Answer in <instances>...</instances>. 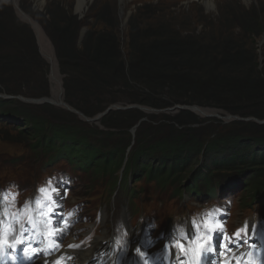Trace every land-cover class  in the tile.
Instances as JSON below:
<instances>
[{
  "label": "trees",
  "instance_id": "obj_1",
  "mask_svg": "<svg viewBox=\"0 0 264 264\" xmlns=\"http://www.w3.org/2000/svg\"><path fill=\"white\" fill-rule=\"evenodd\" d=\"M74 18L51 29V38L64 75L65 101L86 116L121 103L155 109L198 105L223 110V115L264 120V70L255 55L247 56L234 42L231 30L221 40L200 42L171 27L141 44L131 25L133 37L125 56L108 18H98L103 30H88L81 46L78 30L73 33L69 23ZM251 24L247 21L241 27L250 32ZM256 27L264 31V16L256 18ZM4 30L0 25L2 37ZM33 37L31 32V50L20 45L10 47L7 56L0 51V93L47 94L29 88L34 60L45 63ZM11 74L21 78L18 88L5 78ZM148 119L151 122L144 123ZM141 120L143 126L133 135L130 129ZM101 122L105 131L50 103L0 98V124L16 131L13 140L27 142L41 170L63 169L66 164L65 170L81 173L90 188L106 183L111 194L121 179V189L129 190L130 199L138 193L133 184L142 180L178 198L188 193L207 201L226 187L238 195L235 188L243 176L248 185L242 191L250 195H241L242 206L256 202L264 207L257 200L264 191V123L252 119L223 123L221 118H200L191 110L172 115L140 108L112 109ZM216 129L220 133L215 135ZM156 159L161 166L154 167Z\"/></svg>",
  "mask_w": 264,
  "mask_h": 264
},
{
  "label": "rangeland",
  "instance_id": "obj_2",
  "mask_svg": "<svg viewBox=\"0 0 264 264\" xmlns=\"http://www.w3.org/2000/svg\"><path fill=\"white\" fill-rule=\"evenodd\" d=\"M207 1L208 0H88L81 12L77 9V0H44V5L42 7L38 5L37 0H18V3L16 0H0V25L2 30L5 29L4 31L6 33V37L0 36L2 41L0 43L1 55L7 56L8 53L12 52L9 50L10 47L12 48L20 45L27 50H31L32 41L30 33L32 32L34 35L32 38L33 42H35L45 63L38 59L34 60L35 64H32L31 70H29L31 74L29 88L38 92H47L46 95L40 97H31L22 93L15 94L5 91L1 92L0 95L2 97L14 95L16 99H19L25 104L35 105L42 104L37 102L31 103L29 100L53 97L51 95V63L44 57L33 25L23 19V13L34 19V21L43 27L47 37L53 45L62 82V101L60 102H66L63 86L64 75L61 72L55 44L51 38V29L55 28V26L59 27L71 16L72 18L75 17V20L69 23L72 24L73 33H76L78 30L76 37L78 46H81L88 30L94 31L95 33L103 30L104 23L98 19L99 17L108 18L112 24L111 28L118 33L122 53L125 56L128 55L129 44L133 37V35L132 37L130 35L131 25L138 35V42L143 40V42H140L141 44L144 43V40L146 41L148 36H153V34L157 35L159 32H164L171 27L182 35L189 33V35L200 42L204 40H221L228 34L229 30H231L229 33L233 35L235 39L234 42L239 45L240 49L246 51L247 56H250L251 53L255 55V59L258 61V64H260L259 69L264 70V31L259 32L256 27V18L258 19L260 16H264V0H212L213 3L210 7H208ZM243 12H247V14ZM255 14H258V16L256 17ZM51 16L52 18L55 17V20H52ZM247 21L252 23L250 26L252 30L250 32H245L241 27V24ZM111 28H109V30H111ZM259 33L260 35H258ZM149 39L148 41H150ZM5 78L9 80L11 85H16L17 88L22 84L20 83L21 78L19 76L11 74L9 77L6 76ZM50 104L57 108L70 111L64 106L54 103ZM120 104L121 103H117V105ZM121 105L128 106L129 104ZM179 111L180 110H175L169 113L176 115ZM70 112L72 113L73 111ZM144 112L151 113L149 111ZM218 112L221 116H224L223 110H219ZM211 113L212 112H210V114ZM75 114H77L83 122L95 127L98 126L104 130L101 122L102 119L100 121L94 120L100 113L90 117L83 113L81 115L78 113ZM196 114H198L200 118H206L199 112ZM222 120L223 123L230 122L226 119ZM252 120L258 123L264 121L253 117ZM142 122L143 120L130 129L133 135L139 130V126ZM149 122L151 121L148 119V121L144 123L149 124ZM155 124L154 122V125ZM8 129L11 130L9 135L8 133H4L5 130L8 131ZM15 132L14 129L4 127L0 124V202L2 201L4 191L13 190L17 196V203L21 201L23 196L32 193L36 188H45L55 191V194L60 196L62 208L74 209L77 211L76 216L78 217L75 226L65 235L62 243L64 247L71 242V239L76 240L75 242H78L80 239V243L84 241L92 243L93 239L90 240V234L96 231V233H94L95 238L98 236L97 232H101L104 225L108 228V233L117 229L125 234V231L128 230L135 240L136 237L141 236L145 228H153L155 231L158 227L160 230L164 228L168 235H173V232L170 231L171 227V229H176L175 227H187L190 221L201 219L206 213L212 214L214 211L223 214L227 229L231 233L241 229L245 224L247 228L253 230L261 224V220H264V207L261 206V203L255 202V204L250 205V207L242 206L241 195L244 197L250 195V193L245 194L242 191V187L248 185V182L245 181L243 176L240 177L241 182L237 184L240 185V187L235 188V190H239L237 193L238 195H236L234 189L226 187L216 200L209 199L207 203L202 202L201 199L190 197L188 193H186L185 198L171 197L169 191L161 193L155 188L154 183L147 184L144 183L145 181L143 182V180L133 184L139 197L128 202L125 199L124 190L122 191L119 188L117 194L111 195L107 190L108 187L106 183L90 188L81 173L78 174L80 180L73 177V182L69 181L66 185L63 181H59L56 171H51L50 173L46 171V173H44L45 169L41 170L40 165L35 162L36 158L30 151L27 142L13 140L16 139ZM217 132L220 133L218 129H216L214 134L216 135ZM132 146L129 147L128 153L131 151ZM235 150L228 151V153H235ZM254 151L252 152H256L255 155L261 156V152L257 150ZM158 155L159 157L161 156V154ZM65 165L66 164L63 165V169H60V173L66 171ZM161 165L162 161L156 159L154 167H159ZM121 171L119 172V176ZM237 179L235 178V180ZM235 180H232L229 184H234L233 181ZM25 182L28 183L29 188L22 187V189H20L19 185L22 186V183ZM204 187L206 186L202 188ZM39 195L48 196L50 194L48 192L35 193L21 204L31 203ZM257 200H260L264 204V191L258 196ZM131 202H133V204H131ZM167 222L171 225L167 226ZM263 224L264 221L262 226ZM240 231H243V229Z\"/></svg>",
  "mask_w": 264,
  "mask_h": 264
},
{
  "label": "bare ground",
  "instance_id": "obj_3",
  "mask_svg": "<svg viewBox=\"0 0 264 264\" xmlns=\"http://www.w3.org/2000/svg\"><path fill=\"white\" fill-rule=\"evenodd\" d=\"M18 3V0H16ZM38 5L42 7L44 5V0H37ZM88 0H77V9L78 11H83L84 7L86 6ZM213 1L208 0L207 5L210 7L212 5ZM22 17L24 20L28 21L33 25V28L36 32L37 39L39 46L41 48V51L44 55V57L51 63L52 66V72H51V85H52V98L59 103L62 101V82H61V77L58 69V62L55 56L54 48L52 43L50 42L49 38L47 37L43 27L38 24L34 19L31 17L25 15L24 13L22 14ZM200 113L202 116H205L207 113L210 114V112L213 113V111H208L205 109L197 110L196 113ZM207 114V115H208ZM16 189V188H14ZM9 192H13V190H9ZM127 219L126 217H124ZM60 230L63 232L64 229L60 228ZM94 233H91L89 238H92L94 236ZM98 236L95 238L93 237V242H82L80 243V239L78 242H75L76 240L71 239V245L73 247H65L62 249V251L54 257L58 258L60 255L64 254V257H66V261L68 264H96L99 263L103 260H106L105 257L102 256L101 254V249H106L109 247V236H116L120 238V233L117 230H113L111 233H108V228L105 227V225L102 228L101 232H97ZM131 234V233H130ZM107 241V244L104 245V242ZM137 247L134 246L130 252L136 251ZM108 251V250H106ZM112 250H109V254L111 253ZM50 261V259L46 258H41L38 259L34 264H47Z\"/></svg>",
  "mask_w": 264,
  "mask_h": 264
},
{
  "label": "water",
  "instance_id": "obj_4",
  "mask_svg": "<svg viewBox=\"0 0 264 264\" xmlns=\"http://www.w3.org/2000/svg\"><path fill=\"white\" fill-rule=\"evenodd\" d=\"M83 37V35H82ZM82 37H81V40H82ZM0 97H2L0 95ZM5 98H16L15 96H4ZM29 102L31 103H54V104H58L60 106H64L66 107L68 110L70 111H73L75 113H78V114H82L81 112L77 111V110H74L71 108V106L67 103V102H60V103H57V101H55L53 98H42V99H36V100H29ZM128 108H140L141 110H144V111H149V112H172V111H175V110H191L192 112H196L197 110H201V109H205V110H208V111H213V113L211 114H206L205 117H218V118H221V119H226L228 121H233V120H251L252 118H247V119H244V118H241V117H238V116H233V115H230V114H226V116H221L219 114V110L218 109H214V108H210V107H201V106H198V105H176L174 107H170V108H166V109H155V108H150V107H144V106H139V105H129V106H122L121 104L120 105H112V106H109L104 112L100 113L96 119H94L95 121H100L107 113H109L112 109H128ZM84 116V115H83ZM88 120V119H87ZM93 120V119H92ZM259 123L263 124L264 121H260Z\"/></svg>",
  "mask_w": 264,
  "mask_h": 264
},
{
  "label": "snow or ice",
  "instance_id": "obj_5",
  "mask_svg": "<svg viewBox=\"0 0 264 264\" xmlns=\"http://www.w3.org/2000/svg\"><path fill=\"white\" fill-rule=\"evenodd\" d=\"M65 223H67V222L65 221ZM49 224H51V220H49ZM237 235H239V233H237ZM17 242L19 243L21 241L18 240ZM0 243H8V241H7L6 238H4V239L0 240ZM70 247H73V245H70ZM175 247L179 248L181 251L185 250V245L183 243H181L179 240H177L175 242ZM136 252L140 253L141 255H143V253H141L139 248L136 249Z\"/></svg>",
  "mask_w": 264,
  "mask_h": 264
},
{
  "label": "clouds",
  "instance_id": "obj_6",
  "mask_svg": "<svg viewBox=\"0 0 264 264\" xmlns=\"http://www.w3.org/2000/svg\"><path fill=\"white\" fill-rule=\"evenodd\" d=\"M212 214H214V212ZM206 226H210V225H206Z\"/></svg>",
  "mask_w": 264,
  "mask_h": 264
}]
</instances>
